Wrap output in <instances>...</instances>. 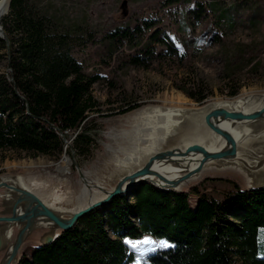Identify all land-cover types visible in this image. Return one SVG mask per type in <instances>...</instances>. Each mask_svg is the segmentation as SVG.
I'll list each match as a JSON object with an SVG mask.
<instances>
[{"label": "trees", "instance_id": "1", "mask_svg": "<svg viewBox=\"0 0 264 264\" xmlns=\"http://www.w3.org/2000/svg\"><path fill=\"white\" fill-rule=\"evenodd\" d=\"M153 2L149 14L130 11L121 24L90 35L102 46L99 65L110 67L114 62L122 69L147 70L158 61L183 60V49L194 40L189 14L205 22L204 34L217 33L212 38L233 26L230 8H218L217 0H199L192 9L184 7L186 0ZM29 3L10 0L0 19L8 39L6 48L0 38V61L6 60L8 50L12 77L9 81L0 73V150L57 159L69 155L61 133L75 157L89 156L94 140L85 126L98 113L92 87L103 77L87 73L73 57L71 29ZM178 3L177 10H169ZM177 31L186 34L184 39L173 35ZM256 49L253 45L239 51L228 63L229 74L234 76L233 61H250ZM196 88L195 93L179 90L202 105L208 95L202 85ZM237 94L238 90L229 92L230 97ZM139 107L130 102L109 116ZM216 183L232 189L218 190ZM190 197L196 198L194 208ZM146 234L167 239L173 247L149 253L143 264H264V191H242L231 181L209 178L179 194L146 185L85 216L50 246L25 248L19 264H132L135 254L123 241Z\"/></svg>", "mask_w": 264, "mask_h": 264}, {"label": "rangeland", "instance_id": "2", "mask_svg": "<svg viewBox=\"0 0 264 264\" xmlns=\"http://www.w3.org/2000/svg\"><path fill=\"white\" fill-rule=\"evenodd\" d=\"M29 1L31 7L54 17L64 27L71 29L73 57L83 64L87 73L103 77L100 83L92 87V96L98 104L96 108L98 113L92 114L85 126L94 140V147L89 156L76 157V161L82 173L94 182H99L106 189L112 188L118 179L126 174V172H118V169L127 158L122 150L129 149L131 144L129 137L121 135L125 131L127 134L128 131L133 130L134 125L131 124L134 123L131 119L139 110L154 106L198 108L209 102L233 100L243 95L264 92V0H217L218 8H230L229 14L233 26L225 30L224 34H218L214 38L212 34H217L215 31L204 34L205 22L198 20L194 14H189L188 29L193 33L194 40L183 49V60L175 58L165 62L158 61L147 70L122 69L114 62L110 67L99 65L98 62L104 59L102 46L90 35L99 36L109 27L121 24L130 11L137 12L138 15L149 14V7L155 0ZM186 1L188 2L183 4L184 7L191 9L199 2V0ZM179 4L171 6L169 10H177ZM144 6L146 8L141 10ZM173 35L179 40L184 39L186 34L177 31ZM253 45L257 49L250 53L251 60L241 63L233 61L234 76L229 74L228 63L236 60L239 51ZM6 64L5 59L0 61V73H6ZM254 65L256 69L252 68ZM200 85L208 95L207 102L202 105L179 90L181 88L195 93L196 87ZM232 90H238L235 97L229 96ZM130 102L140 107L123 115L109 116L119 112ZM69 137L71 140L74 139L72 134ZM64 157L70 160L69 155L65 153L56 159L13 150H0V175L21 174L27 178L26 184L28 180L34 182L35 185L32 184L34 189H37L39 195L50 203L71 207L77 203L76 200H79L77 194H79L80 179L71 163L67 171L58 169ZM134 168L136 167H132L131 170ZM200 178V182L207 178L228 180L235 183L242 191L247 189L246 179L232 170H209L202 173ZM199 179L190 185L196 184ZM215 186L221 191L232 189L225 183H216ZM52 198L55 200L53 201ZM195 202L196 198L193 197L188 200L190 206ZM35 246L36 239H32L23 250ZM130 250L135 254L136 262L139 253L131 247ZM145 257L142 258V264Z\"/></svg>", "mask_w": 264, "mask_h": 264}, {"label": "water", "instance_id": "3", "mask_svg": "<svg viewBox=\"0 0 264 264\" xmlns=\"http://www.w3.org/2000/svg\"><path fill=\"white\" fill-rule=\"evenodd\" d=\"M0 38L5 41L7 48L8 39L2 27H0ZM6 61L5 74L9 81H12L8 50H6ZM243 98L248 112L245 107L236 110L214 106L213 103L216 101L198 108L174 107L183 111L188 110L189 116L175 119L179 121L177 129L180 131L182 127V131H178L169 144L161 146L142 166L134 168L127 175L124 174L112 188L102 190L104 195L102 199L94 200L84 207H78L76 204L71 207L51 204L39 195L37 189L26 184L27 178L23 175H0V264H19L24 246L32 239H36L35 247H48L59 239L61 233L71 231L85 216L107 207L117 197H129L136 189L146 185L162 193H186L190 187L198 184L201 178L196 184L187 187L185 185L188 181L202 174L206 167H219L220 162H234L240 158L242 169L246 172L255 173L262 170L258 175L252 176L251 183L255 184L249 186L247 183L245 191H264L263 96L247 94ZM228 101L230 100H221L219 103ZM204 110H206L205 113ZM224 123L230 124L232 129L245 127V139L250 140L249 149L245 151L237 145L231 133L221 127ZM204 132L207 135L214 134L219 142L221 141L214 151L196 143L182 149L185 138L200 137ZM60 136L69 149L71 165L76 170L80 182L86 185V180L76 161L74 149L63 134L60 133ZM252 149L259 152L257 156H263L256 165H251L243 159L245 156L247 159L253 157V153H250ZM251 160L256 161L254 158ZM160 166H171L182 172L164 174L160 171ZM243 172L246 174L245 171ZM246 175L249 176V173ZM184 186L185 189L182 188Z\"/></svg>", "mask_w": 264, "mask_h": 264}, {"label": "bare ground", "instance_id": "4", "mask_svg": "<svg viewBox=\"0 0 264 264\" xmlns=\"http://www.w3.org/2000/svg\"><path fill=\"white\" fill-rule=\"evenodd\" d=\"M9 3H10L9 0H0V19L7 14L8 9H9ZM252 94H258V96H263L262 101L264 102V92L252 93ZM243 97L244 95L241 97L235 98L233 100H230L228 102H224V103L222 102L219 103V101H216L213 104L214 106H222L226 109H236L237 110L241 107H245ZM245 109L248 112L247 107H245ZM203 112L205 113L206 110H204ZM187 116H189L188 110L183 111L182 109H177L174 107H165V108L153 107L151 109L143 108L139 110L138 112H136L131 119L134 123V124H131V125H134L133 130L128 131L127 134L125 133L126 132L125 131L121 135L123 137L124 136L129 137L128 140L130 141L131 146L129 147V149L122 150L127 158H125L124 163L120 166V168L118 169V172H126V175H127L133 171L131 170L132 167L139 168L140 166H142V164L145 163L150 156L156 153L160 149L161 146L165 144H169L172 138H174L177 135L176 133L179 131L177 129V127H179L178 126L179 121H175V119L178 120L179 117L186 118ZM221 127L231 133L237 145L242 147L243 150L246 151L247 149H249L248 143L250 140L245 139V136H246V133L244 131L245 127H240L238 129L237 128L232 129L231 125L227 123L222 124ZM180 131H182V127ZM262 137H264V135ZM193 143L200 144L206 147L208 150L214 151L215 147L221 144V141L219 142L218 137L215 136L214 134L207 135L204 132L200 135V137L197 136V137H192V138H185L183 140L182 149L186 148L188 145H191ZM205 143L207 144L203 145ZM262 152H264V150ZM250 153H253V157L248 158L250 159V161L246 158V156L243 159L247 160L249 163H251V165L253 164L256 165L258 164V162H260L263 159V156L262 157L257 156L259 152H256V150L254 149H252ZM253 158L256 161L251 160ZM238 160L234 162H220L221 164L219 167H214V166L206 167L203 173L209 170H232L242 175L245 179L247 177L246 182L248 183L249 186L255 184V183H251L253 181L252 176L258 175V173L261 172L262 170L256 171L255 173L246 172V170L242 169V164H241L242 159L238 158ZM70 161L71 160H69L67 157H64L60 165L58 164L59 165L58 169L60 171H65V170L67 171L68 165L69 163H71ZM160 167H161L159 168L160 171L164 174L165 173L174 174V173L182 172V170L172 168L171 166H167V167L160 166ZM243 171H245L246 174L249 173V176H247ZM82 174L86 180V185L80 181L78 183L79 184V194L77 195L79 197V200L78 201L76 200L77 202L76 206L78 207H84L88 203L94 200L102 199L104 197L102 190H106V188L102 186L99 182H94L86 174L84 173ZM201 175L202 174H200L196 178H192L190 181L186 183L185 186H188L192 182L199 179ZM32 184L35 185L34 182L28 180L27 185L30 187H33ZM185 186L182 188L185 189L186 188ZM55 198H52V200L54 201ZM107 207H104V208H107ZM104 208L98 209L97 211L102 210Z\"/></svg>", "mask_w": 264, "mask_h": 264}, {"label": "snow or ice", "instance_id": "5", "mask_svg": "<svg viewBox=\"0 0 264 264\" xmlns=\"http://www.w3.org/2000/svg\"><path fill=\"white\" fill-rule=\"evenodd\" d=\"M123 242L125 243V245L138 251L139 255L135 264H142V258L145 257L148 254V252H155L160 249L173 247L171 242L167 241L166 239L154 238L147 234L142 239L135 241L124 239Z\"/></svg>", "mask_w": 264, "mask_h": 264}]
</instances>
